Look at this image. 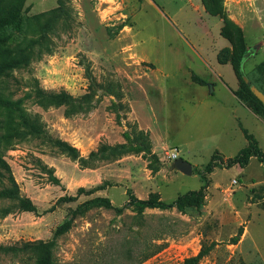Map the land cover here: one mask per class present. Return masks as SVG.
I'll return each mask as SVG.
<instances>
[{
  "label": "rangeland",
  "instance_id": "obj_1",
  "mask_svg": "<svg viewBox=\"0 0 264 264\" xmlns=\"http://www.w3.org/2000/svg\"><path fill=\"white\" fill-rule=\"evenodd\" d=\"M232 12L243 73L264 91V0H0V246H14L0 264H38L33 244L92 197L121 207L127 190L169 203L198 189L215 153L247 144L241 127L264 150V108L234 69ZM37 88L71 102L40 103ZM172 147L190 175L172 167ZM207 177L199 207L81 211L50 264H183L203 246L198 264H264L262 163Z\"/></svg>",
  "mask_w": 264,
  "mask_h": 264
},
{
  "label": "trees",
  "instance_id": "obj_2",
  "mask_svg": "<svg viewBox=\"0 0 264 264\" xmlns=\"http://www.w3.org/2000/svg\"><path fill=\"white\" fill-rule=\"evenodd\" d=\"M46 14H48V12L42 13L41 15H39V17H42ZM235 25L238 28L239 55L237 57L236 62L234 63V69L235 72L241 76L244 85L247 86V88L249 89L248 86L249 84L245 83L242 78V74H244L242 70V61L244 60V58H246L248 54V50L241 27L238 26L237 24ZM263 66H264V60L257 65L258 68H261ZM191 78L193 81L196 82L203 81L195 74H191ZM249 83L252 84L253 81L249 79ZM256 86L262 92H264L258 85ZM233 93L235 96L240 97V93L238 91H233ZM251 94L253 98L256 99L258 103L264 108V104H262V102L259 101L252 92ZM37 100L40 103L67 105L71 102V96L65 90L48 91V90H40L37 88ZM241 129L244 136L247 138V144L244 147H242L233 157H228L225 160H222V158H216V155L218 153H215L208 161V163L204 166L203 170L198 172L202 181L198 189L189 190L183 194H180L172 202L169 203L163 201L160 198L159 194L156 192L149 193V195L146 198H138L130 190H127L128 200L126 205L136 204L142 207L158 208V209H168L179 205L199 207L202 205L204 201V198L206 196V189L209 185V179L207 177V174L211 173L214 167L219 163L227 167L235 164H237L240 167H244L248 164L251 157H255L263 165V176H264V150L260 148V146L258 145V141L253 134L249 133L243 127H241ZM61 145L70 150L74 149L66 142H61ZM79 191H83V189L80 188ZM126 205L121 207L114 206L111 200L106 196H95L84 201L83 203H79L74 209L71 210L69 218L65 219L63 222L57 225L51 239L47 241L40 240L37 243L33 244V247L40 248L44 252L38 264L51 263L50 249L55 242V238L70 228L72 221L81 211H85L92 207H104L107 209H114L117 212H121L126 207ZM2 249H14V246H10V247L0 246V250ZM209 250H210V246L201 247V249L195 255L186 257L183 261V264H198L208 254Z\"/></svg>",
  "mask_w": 264,
  "mask_h": 264
},
{
  "label": "water",
  "instance_id": "obj_3",
  "mask_svg": "<svg viewBox=\"0 0 264 264\" xmlns=\"http://www.w3.org/2000/svg\"><path fill=\"white\" fill-rule=\"evenodd\" d=\"M242 78L245 83L249 84L250 91L256 96V98L264 104V93L257 88L255 85L249 83V79L245 74H242ZM172 167L176 170H179L180 172L190 175L192 173L193 167L192 164L184 160L182 157H178L173 160Z\"/></svg>",
  "mask_w": 264,
  "mask_h": 264
},
{
  "label": "crops",
  "instance_id": "obj_4",
  "mask_svg": "<svg viewBox=\"0 0 264 264\" xmlns=\"http://www.w3.org/2000/svg\"><path fill=\"white\" fill-rule=\"evenodd\" d=\"M228 4V3H227ZM232 7H231V5H230V7H229V5L227 6V11L228 12H230V10L232 11ZM229 17L230 18H232L233 20H235L237 23H238V25L241 27V29H242V31H243V33H244V26H243V20H241L240 18H238L239 17V14H235V13H233L232 12V14H229ZM245 36V35H244ZM245 41H246V39H245ZM233 90V89H232ZM231 90V91H232ZM234 95V94H233ZM235 96V95H234ZM236 97V96H235ZM237 98V97H236ZM238 99V98H237ZM239 101V100H238ZM240 102V101H239ZM242 105V104H241ZM236 120H237V122H238V120H240V122H241V124H242V121H241V116L240 115H237L236 116ZM238 124V123H237ZM251 159H252V157H251ZM193 167V166H192Z\"/></svg>",
  "mask_w": 264,
  "mask_h": 264
},
{
  "label": "built area",
  "instance_id": "obj_5",
  "mask_svg": "<svg viewBox=\"0 0 264 264\" xmlns=\"http://www.w3.org/2000/svg\"><path fill=\"white\" fill-rule=\"evenodd\" d=\"M167 157L170 158L171 160L178 158L179 157L178 149L176 147L170 148V150L167 152ZM233 182H235V180H232V183Z\"/></svg>",
  "mask_w": 264,
  "mask_h": 264
}]
</instances>
